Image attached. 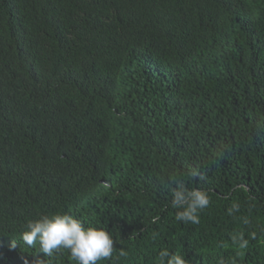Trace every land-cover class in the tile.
<instances>
[{
    "label": "trees",
    "instance_id": "1",
    "mask_svg": "<svg viewBox=\"0 0 264 264\" xmlns=\"http://www.w3.org/2000/svg\"><path fill=\"white\" fill-rule=\"evenodd\" d=\"M53 213L97 264H264V0H0V264H77L22 239Z\"/></svg>",
    "mask_w": 264,
    "mask_h": 264
},
{
    "label": "clouds",
    "instance_id": "2",
    "mask_svg": "<svg viewBox=\"0 0 264 264\" xmlns=\"http://www.w3.org/2000/svg\"><path fill=\"white\" fill-rule=\"evenodd\" d=\"M206 192L187 190L182 182H177L172 191V207L182 209L176 214L178 221L199 223L198 211L207 207ZM22 239L29 247L38 244L42 254L52 256L55 251L66 249L77 264H97L111 258L114 250L113 237L102 228L85 227L82 222L66 213L41 215L30 220L22 232ZM247 241H242L245 247ZM15 247V245H11ZM120 255H126L124 250ZM161 257H168L167 264H186L179 255H169L165 250Z\"/></svg>",
    "mask_w": 264,
    "mask_h": 264
}]
</instances>
